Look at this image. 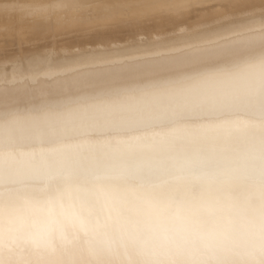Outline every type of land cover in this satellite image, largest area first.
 Segmentation results:
<instances>
[{"label": "bare ground", "instance_id": "6f19581e", "mask_svg": "<svg viewBox=\"0 0 264 264\" xmlns=\"http://www.w3.org/2000/svg\"><path fill=\"white\" fill-rule=\"evenodd\" d=\"M0 264H264V0H0Z\"/></svg>", "mask_w": 264, "mask_h": 264}, {"label": "rangeland", "instance_id": "374dc122", "mask_svg": "<svg viewBox=\"0 0 264 264\" xmlns=\"http://www.w3.org/2000/svg\"><path fill=\"white\" fill-rule=\"evenodd\" d=\"M38 17H40V16H39V15H35V16H34V18H38Z\"/></svg>", "mask_w": 264, "mask_h": 264}]
</instances>
